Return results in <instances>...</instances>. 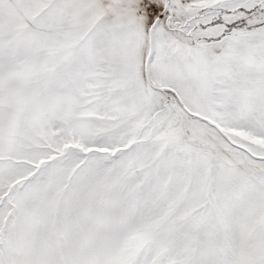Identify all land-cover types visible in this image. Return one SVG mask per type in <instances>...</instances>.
Instances as JSON below:
<instances>
[{
  "label": "snow or ice",
  "instance_id": "snow-or-ice-1",
  "mask_svg": "<svg viewBox=\"0 0 264 264\" xmlns=\"http://www.w3.org/2000/svg\"><path fill=\"white\" fill-rule=\"evenodd\" d=\"M0 264H264V0H0Z\"/></svg>",
  "mask_w": 264,
  "mask_h": 264
}]
</instances>
